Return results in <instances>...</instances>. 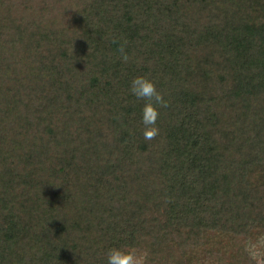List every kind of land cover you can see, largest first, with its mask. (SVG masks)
I'll return each instance as SVG.
<instances>
[{
  "label": "trees",
  "instance_id": "16d2710c",
  "mask_svg": "<svg viewBox=\"0 0 264 264\" xmlns=\"http://www.w3.org/2000/svg\"><path fill=\"white\" fill-rule=\"evenodd\" d=\"M136 75L168 102L152 140ZM248 228L264 0H0V264H259Z\"/></svg>",
  "mask_w": 264,
  "mask_h": 264
},
{
  "label": "clouds",
  "instance_id": "9594fccd",
  "mask_svg": "<svg viewBox=\"0 0 264 264\" xmlns=\"http://www.w3.org/2000/svg\"><path fill=\"white\" fill-rule=\"evenodd\" d=\"M121 59L125 62L128 55L123 45L119 48ZM130 92L144 103L141 109V122L144 125L143 136L145 140H152L159 133L157 120L159 116L158 106L166 107L167 100L157 90L155 81L147 75H136L130 81ZM106 264H140V260L134 249L111 247L106 254Z\"/></svg>",
  "mask_w": 264,
  "mask_h": 264
},
{
  "label": "rangeland",
  "instance_id": "374dc122",
  "mask_svg": "<svg viewBox=\"0 0 264 264\" xmlns=\"http://www.w3.org/2000/svg\"><path fill=\"white\" fill-rule=\"evenodd\" d=\"M247 233L249 236V246L248 251L250 256L258 261L259 264H264V240H258L254 234V231L250 228L247 229ZM208 243V242H207ZM140 264H153L151 262H140Z\"/></svg>",
  "mask_w": 264,
  "mask_h": 264
}]
</instances>
